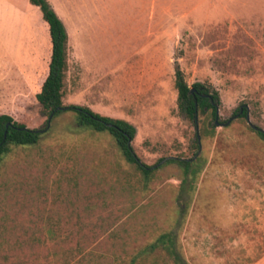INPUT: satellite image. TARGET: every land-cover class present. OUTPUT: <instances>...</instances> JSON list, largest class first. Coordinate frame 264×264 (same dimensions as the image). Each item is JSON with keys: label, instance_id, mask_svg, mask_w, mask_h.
<instances>
[{"label": "rangeland", "instance_id": "374dc122", "mask_svg": "<svg viewBox=\"0 0 264 264\" xmlns=\"http://www.w3.org/2000/svg\"><path fill=\"white\" fill-rule=\"evenodd\" d=\"M47 2L68 34L62 103L130 122L133 152L159 163L144 186L108 132L51 117L0 158V264L126 263L167 231L189 264H264V140L238 113L264 131V0ZM31 30L16 59L30 51L47 71L48 28ZM174 61L189 86L217 92L216 115L179 112ZM27 107L13 118L43 128L34 97ZM197 132L194 173L160 161L194 156Z\"/></svg>", "mask_w": 264, "mask_h": 264}, {"label": "trees", "instance_id": "16d2710c", "mask_svg": "<svg viewBox=\"0 0 264 264\" xmlns=\"http://www.w3.org/2000/svg\"><path fill=\"white\" fill-rule=\"evenodd\" d=\"M32 4L38 6L42 13V18L48 24L51 55L48 64V74L46 75L40 91L35 94V98L40 105V111L46 116V122L51 116H56L62 111H71L77 127L89 129L94 132L106 131L114 141L115 146L120 151L123 158L140 173L141 180L146 186L153 178L158 163L146 165L141 162L138 156L133 152L131 146H128L129 139H132L135 133V127L128 121L121 118H114L101 115L84 105L62 103V89L64 78L68 68L67 64V41L68 34L66 29L47 0H29ZM174 69V87L177 91V108L179 112L194 121L195 102L197 108L203 111L212 108V114L215 115V107L210 100L202 94L210 93V88L202 83L195 82L191 86L184 79L183 72L177 61L173 63ZM202 88L201 90L190 92L191 88ZM211 97L217 101L218 94L215 91ZM239 113V112H238ZM246 115V109L243 108L239 113ZM227 120H225L226 122ZM46 130V124L43 128H29L21 122L16 121L8 114H0V158L9 151V145H27L35 144ZM260 139L264 140V131L255 129ZM198 147V145H197ZM166 158V157H165ZM162 158L160 161H162ZM167 160V159H166ZM168 162H175L180 165L185 173L196 170L191 169L190 160L181 158H169ZM184 188L181 187V191ZM163 257L169 264H189L182 256L176 246V235L172 231L159 234L153 241L145 243L137 248L128 262L119 261L115 264H141L148 259L150 264H154V258ZM152 259V260H151Z\"/></svg>", "mask_w": 264, "mask_h": 264}, {"label": "crops", "instance_id": "0c3cea01", "mask_svg": "<svg viewBox=\"0 0 264 264\" xmlns=\"http://www.w3.org/2000/svg\"><path fill=\"white\" fill-rule=\"evenodd\" d=\"M34 6L29 0H0V114L14 117L16 112L28 109L33 97L37 103L35 94L48 74V68L33 66L30 51L27 56L23 51V63L16 59L18 44L25 46L28 41L30 46L33 27L48 28L42 13L43 22L40 18L39 7L35 10Z\"/></svg>", "mask_w": 264, "mask_h": 264}, {"label": "water", "instance_id": "95a60500", "mask_svg": "<svg viewBox=\"0 0 264 264\" xmlns=\"http://www.w3.org/2000/svg\"><path fill=\"white\" fill-rule=\"evenodd\" d=\"M194 90H195V88H191L190 89V92L191 93H194ZM202 96H205V97H208L209 99H210V102L213 104V106L215 107V115L218 113V105H217V102L209 95V93H206V94H202ZM242 110H243V107L242 106H240V108H239V113H241L242 112ZM246 118H247V121H248V123L253 127V128H255V129H259V128H257L255 125H253V124H251L250 123V121H249V113H248V109H247V111H246ZM232 117H234V116H232ZM50 119H51V116L48 118V121H47V123H46V128H48L49 127V123H50ZM231 120V118H228L227 119V121L225 122V123H228L229 121ZM194 122H195V124H197V105H196V102H195V119H194ZM260 130H262V129H260ZM199 134H198V132H197V140H198V150H197V152L195 153V155L194 156H192L191 158H181V159H186V160H192V159H194L199 153H200V150H201V145H200V141H199ZM130 141H131V139H129V142H128V146H130ZM169 158H171V156H168V157H166V158H164L161 162H163V161H165L166 159H169ZM174 158V157H173Z\"/></svg>", "mask_w": 264, "mask_h": 264}, {"label": "flooded vegetation", "instance_id": "af4514ba", "mask_svg": "<svg viewBox=\"0 0 264 264\" xmlns=\"http://www.w3.org/2000/svg\"><path fill=\"white\" fill-rule=\"evenodd\" d=\"M202 88H197V89H195L194 91L196 92V91H198V90H201ZM209 95H210V93H209ZM211 96V95H210ZM208 98V97H207ZM209 99V98H208ZM210 100V99H209ZM198 109V108H197Z\"/></svg>", "mask_w": 264, "mask_h": 264}]
</instances>
